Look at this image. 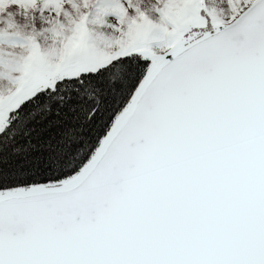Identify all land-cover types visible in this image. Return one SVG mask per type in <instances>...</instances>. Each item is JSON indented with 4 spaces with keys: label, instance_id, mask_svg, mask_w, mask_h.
<instances>
[{
    "label": "snow or ice",
    "instance_id": "6c2138e0",
    "mask_svg": "<svg viewBox=\"0 0 264 264\" xmlns=\"http://www.w3.org/2000/svg\"><path fill=\"white\" fill-rule=\"evenodd\" d=\"M0 264H264V0H0Z\"/></svg>",
    "mask_w": 264,
    "mask_h": 264
}]
</instances>
